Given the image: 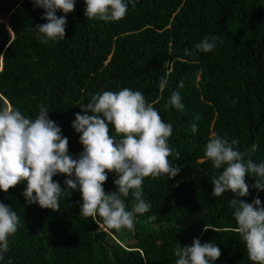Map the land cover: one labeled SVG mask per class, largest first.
Wrapping results in <instances>:
<instances>
[{
  "label": "trees",
  "instance_id": "obj_1",
  "mask_svg": "<svg viewBox=\"0 0 264 264\" xmlns=\"http://www.w3.org/2000/svg\"><path fill=\"white\" fill-rule=\"evenodd\" d=\"M84 10L83 0H76L66 15L65 39L44 44L32 30L46 23L44 10L31 0H0V108L35 118L43 104L75 158L82 145L71 124L91 95L138 90L172 124L168 143L180 154L173 161L180 171L172 179L145 178L143 198L151 209L131 230L80 216L79 190L61 197L57 212L27 204L21 195L26 182L0 192V202L21 217L0 264H175L172 250L178 243L191 246L194 238L220 248L213 264H251L235 232L228 203L233 194L211 195L219 170L204 160V148L217 134L236 139L241 151L256 143L252 159L264 161V0H137L123 19L109 23L86 19ZM211 35L223 43L197 52L195 44ZM162 78L167 86L161 91ZM173 91L183 111L165 108ZM54 179L63 186V175ZM113 180L109 173L106 192L116 190ZM246 182L249 195L238 199L258 197L264 205V191L251 188L254 178ZM125 202L130 210L132 197Z\"/></svg>",
  "mask_w": 264,
  "mask_h": 264
},
{
  "label": "clouds",
  "instance_id": "obj_2",
  "mask_svg": "<svg viewBox=\"0 0 264 264\" xmlns=\"http://www.w3.org/2000/svg\"><path fill=\"white\" fill-rule=\"evenodd\" d=\"M84 16L90 21L105 23L123 19L129 5L135 7L137 0H83ZM33 8H41L40 17L46 23L32 29L41 43L65 39L66 15L75 10L76 0H31ZM63 15H57V12ZM223 41L214 35L195 44V50L208 53ZM192 55V52H188ZM167 86L162 78L161 91ZM181 81L178 88H183ZM39 113L30 118L18 108H0V192L26 182L21 193L27 204H37L41 209L59 211L61 197L67 198L79 190L82 203L79 215L107 229H133L138 215L148 213L151 205L143 198L145 178L178 175L180 167L173 163L180 154L173 152L169 138L173 126L165 123L158 110L138 90L123 88L91 95L90 101L81 106L71 124L79 133L82 151L74 158L68 149V138L61 128L49 119L48 109L39 105ZM165 108L184 110L179 91H173ZM194 117V121L199 120ZM192 133L197 123L190 126ZM236 139L228 140L212 134L204 148V160L210 161L218 175L212 179L213 197L225 192L233 194L228 201L234 209L235 232L241 238L251 264H264V205L257 197L251 203L239 197L249 195L246 177L254 178L251 188L264 191V161L252 159L258 145L253 143L243 151ZM109 173L114 174L116 190L106 192L104 183ZM65 177L63 186L54 177ZM132 197L131 209L125 198ZM155 216L149 219L154 220ZM21 217L11 206L0 202V261L10 251L9 238L19 226ZM207 230V228H204ZM175 264H213L221 256L215 243L192 240L191 246L179 243L172 250ZM8 264H12L9 260Z\"/></svg>",
  "mask_w": 264,
  "mask_h": 264
},
{
  "label": "rangeland",
  "instance_id": "obj_3",
  "mask_svg": "<svg viewBox=\"0 0 264 264\" xmlns=\"http://www.w3.org/2000/svg\"><path fill=\"white\" fill-rule=\"evenodd\" d=\"M11 15H13V14H10L3 22L5 23V24H7L8 23V20H9V18L11 17Z\"/></svg>",
  "mask_w": 264,
  "mask_h": 264
}]
</instances>
